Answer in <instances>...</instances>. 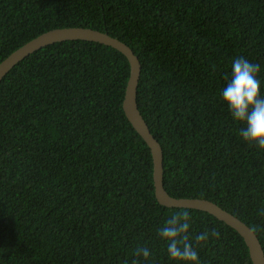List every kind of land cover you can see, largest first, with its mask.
Returning a JSON list of instances; mask_svg holds the SVG:
<instances>
[{"label":"trees","instance_id":"1","mask_svg":"<svg viewBox=\"0 0 264 264\" xmlns=\"http://www.w3.org/2000/svg\"><path fill=\"white\" fill-rule=\"evenodd\" d=\"M66 27L132 48L166 191L217 203L264 250V148L242 140L220 99L241 56L260 64L264 93V0H0V63ZM129 77L120 51L72 40L37 50L0 82V264H176L158 229L180 215L200 264H253L223 221L158 202L151 150L123 108Z\"/></svg>","mask_w":264,"mask_h":264},{"label":"water","instance_id":"2","mask_svg":"<svg viewBox=\"0 0 264 264\" xmlns=\"http://www.w3.org/2000/svg\"><path fill=\"white\" fill-rule=\"evenodd\" d=\"M84 40L98 42L115 48L123 53L130 63V77L126 87L123 108L127 118L144 139L151 150L153 158V176L155 195L158 202L169 208H186L205 211L228 226L235 229L245 240L253 264H264V250L256 233L242 220L223 209L217 203L203 198H176L171 196L163 182V149L160 142L152 134L150 127L143 118L137 103V88L141 75V62L132 48L123 41L102 32L87 27L56 28L38 35L23 46L12 52L0 63V82L10 70L20 61L43 47L62 41Z\"/></svg>","mask_w":264,"mask_h":264},{"label":"clouds","instance_id":"3","mask_svg":"<svg viewBox=\"0 0 264 264\" xmlns=\"http://www.w3.org/2000/svg\"><path fill=\"white\" fill-rule=\"evenodd\" d=\"M261 70L259 63L244 57H236L231 62L230 74L220 91V99L226 105L232 119L243 125L239 135L246 143L264 148V93L261 91ZM190 220L186 215L174 216L158 229L160 238L167 244V254L176 264H200L193 244L188 240ZM213 236L219 233L213 230ZM208 232L195 237L196 242L207 241ZM143 257L149 250H139Z\"/></svg>","mask_w":264,"mask_h":264}]
</instances>
